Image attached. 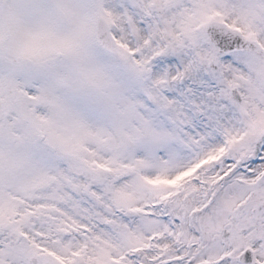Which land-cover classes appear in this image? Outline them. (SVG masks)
Masks as SVG:
<instances>
[{
  "label": "snow or ice",
  "instance_id": "snow-or-ice-1",
  "mask_svg": "<svg viewBox=\"0 0 264 264\" xmlns=\"http://www.w3.org/2000/svg\"><path fill=\"white\" fill-rule=\"evenodd\" d=\"M0 264H264V0H0Z\"/></svg>",
  "mask_w": 264,
  "mask_h": 264
}]
</instances>
